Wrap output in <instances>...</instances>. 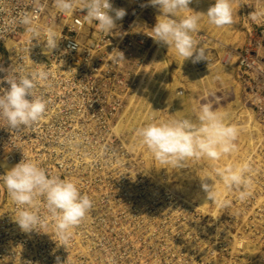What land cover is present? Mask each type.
Instances as JSON below:
<instances>
[{
    "label": "rangeland",
    "instance_id": "rangeland-1",
    "mask_svg": "<svg viewBox=\"0 0 264 264\" xmlns=\"http://www.w3.org/2000/svg\"><path fill=\"white\" fill-rule=\"evenodd\" d=\"M260 6H264V0H232L233 10L236 9L232 39L243 37L242 44L239 45V40L231 43L226 53L218 56L213 48L203 44L205 38L197 35L210 62L193 65L205 71L211 64L222 63L224 73L232 74L231 67L236 64L234 83L237 90L240 89L239 97L255 115L264 134V92L260 93L261 108H256L246 98L249 84L238 77L239 53L249 47L250 41L255 42V49L264 56V22L251 19V13L260 11ZM0 56L2 61L8 56L2 46ZM130 61L126 64L125 77L95 76L96 69L93 71L95 79H78L85 81V91L47 95L44 99L48 104H68L76 108L75 113L60 111L63 113L60 124L54 121L48 122L46 127L33 125L20 132H9L12 138L20 139L23 150L31 148L33 161L48 174L76 182L82 194L93 201L86 218L71 229L73 235L67 248L60 246L55 221L51 218L46 228L39 229L41 233H24L18 228L16 247L32 250L29 255L18 254V264H55L56 257H60L61 264H264V201L259 200L260 196L264 197V162L263 168L250 166L251 171L246 174L250 196L245 201L238 199L239 190L233 187L227 192L229 206L221 208L210 202L208 211L201 210L175 183L176 168L168 173L167 165L158 166L159 161L144 145V150L133 149L114 131L115 118L127 105V99L134 95L143 97L140 91L145 90H141L139 81L147 85L144 78H131L136 67L132 59ZM171 61L173 71L175 62ZM260 62L264 66V60ZM112 68L110 71L114 72ZM99 70L104 76L107 69ZM154 71L149 68L150 74ZM142 73L140 71L139 76ZM260 81L263 82L259 87L264 86V80ZM216 86L209 90L202 104L211 103L214 110H218L236 101L233 88L221 83ZM108 89L111 92L106 93ZM122 91H126L125 94L121 95ZM118 128L119 124L116 131L126 140ZM41 131L46 141L39 140L37 133ZM30 134L32 141L27 142ZM240 142L238 137V146ZM261 143V157L255 160L262 163L263 138ZM248 244L252 248L250 252L244 250Z\"/></svg>",
    "mask_w": 264,
    "mask_h": 264
},
{
    "label": "clouds",
    "instance_id": "clouds-1",
    "mask_svg": "<svg viewBox=\"0 0 264 264\" xmlns=\"http://www.w3.org/2000/svg\"><path fill=\"white\" fill-rule=\"evenodd\" d=\"M192 2L193 0H148L160 12L150 28L152 35L148 36L158 45L174 48L184 61L190 59L196 64L209 61L206 48L193 35L199 31L201 14L207 16L210 24L224 28L234 24V10L232 0H215L206 14L190 9ZM53 4L57 12L64 15H71L79 6L85 12L84 21L88 24L95 22L103 34L114 32L116 22L127 14L124 8H114L110 0H53ZM44 10L45 4L41 0H32L31 11H22L15 16L9 13V18L3 23L6 28L22 26L31 39L38 43L44 35L45 54H51L58 48L62 38L51 27L42 29L39 25V15ZM3 11L0 8V12ZM183 13L189 14L182 15ZM262 17L264 11L251 13L253 21ZM72 47L79 49L77 43ZM122 61H125L123 52L115 50L111 62ZM0 72H5L3 67H0ZM51 76L50 72L41 69L19 76L4 77L9 87L0 93V120L6 121L9 130L20 132L43 118L48 102L36 95L35 89L38 84L48 82ZM239 134V128L228 123L226 117L214 110L211 103L200 105L196 122L190 118L159 119L137 129L141 144L157 161L179 169L185 168L190 160H219L224 155L236 152ZM249 171L247 162L215 169L226 188L230 190L235 187L239 190L238 199L242 202L250 196L246 176ZM0 181L16 205L14 222L20 230L24 233H41L39 229L46 228L51 218L55 221V235L60 246L65 248L72 239L71 229L81 224L93 208L92 199L87 194H82L76 182L48 174L37 162L25 156L5 175L0 176ZM200 182L206 202H215L221 208L229 206L230 201L219 198L211 176L200 178ZM55 264H61L60 257H56Z\"/></svg>",
    "mask_w": 264,
    "mask_h": 264
},
{
    "label": "built area",
    "instance_id": "built-area-1",
    "mask_svg": "<svg viewBox=\"0 0 264 264\" xmlns=\"http://www.w3.org/2000/svg\"><path fill=\"white\" fill-rule=\"evenodd\" d=\"M110 2L113 4L114 8H127V14L122 20H119L114 32L103 34L98 30L95 22L88 24L84 21L83 17L85 12L79 6L71 15H64L58 13L54 8L53 0H41V3L45 4V10L39 15V25L42 29L51 27L58 36L62 38L57 49L53 50L51 54H45L43 45L45 40L44 35L41 36L38 43L31 39L30 34H28L22 26L17 25L6 28L3 23L4 20L9 18V13L15 16L22 11H31L32 0H0V8L4 9L3 12H0V46L5 48L6 40H16L19 44L24 43V47H22L19 53V58H21L22 55H26L25 49L34 50L35 48L36 51H38L40 50L39 46L43 47L42 51L39 52L41 54L37 55L42 59V66H36L29 71H26L24 67L26 66L27 60L32 61L36 59L34 55L32 59H26L17 64L15 62L16 60L10 56L4 58L3 61L0 56V67H3L5 70V72H0V93L9 87L4 77L9 75L19 76L41 69L52 74L48 82L38 84L35 89V94L43 98H46L47 95L74 94L78 91H80V93L85 91L87 89V86L84 85L85 81L79 82V78L90 79V77H92L95 79V76L107 77L112 74L114 76L120 75V77H125L124 72H126V67L121 66L123 61L114 63L111 61L115 55V50L123 52L125 62H127L129 60L128 58H132L137 48L143 47L146 50L149 49L148 45L152 38L148 35H152V32L148 33L136 29V25L138 24L136 23V18L148 11L147 6H142L147 5V1L110 0ZM147 15L148 13L145 14V17ZM146 20L149 21L150 27L155 24L154 22V24L152 23V19L146 18ZM262 33L264 35V32ZM75 43L79 45V49L72 47ZM248 44L249 47H246L239 53L240 65L238 77L240 80L242 79L249 84L250 92L246 94V98L251 101V105L260 109L262 101L260 93L264 92V86L259 87V83L263 82L260 81V79L264 80V66H262L260 60H264V56L255 49V42L253 44V42L250 41ZM99 68L107 69L105 70L104 76L102 75L104 72L99 70ZM111 68L115 71L111 72ZM96 69H98V74L93 76V71ZM258 77L262 78L258 79ZM79 83H81V85H78ZM105 92L108 93L111 92V90L108 89L105 90ZM46 101L48 102L47 99ZM50 104L47 103V110L53 111L52 114L55 118L49 116V113H46L35 125L46 127L48 126V122L53 123L54 121L60 124L63 121L61 118L63 113L59 112V115L56 117L57 114H54L56 109H59L61 112L64 110H71L73 113H75L76 110L73 105L61 103ZM126 106L127 105L123 106L122 112ZM49 117H51V119H49ZM118 117L115 118L116 122ZM10 131L11 130L6 126V121L0 120V176L5 175L6 172L19 163L24 156L33 160L32 155H30L31 148L27 147L28 150H23V146L19 143L20 139L12 138L9 135ZM30 136L31 134L27 136V142L32 141ZM37 136L39 140L46 141L45 134L42 133V131L39 134L37 133ZM7 148H9V151ZM40 157L42 158V153ZM6 191L3 183L0 181V264H18L17 261L19 258H17V255H29L32 253V250L31 247H29L28 250L18 249L15 245L16 233L19 228L14 222L17 209L14 202H12V212H7L6 209L9 207L10 203L7 202Z\"/></svg>",
    "mask_w": 264,
    "mask_h": 264
},
{
    "label": "bare ground",
    "instance_id": "bare-ground-1",
    "mask_svg": "<svg viewBox=\"0 0 264 264\" xmlns=\"http://www.w3.org/2000/svg\"><path fill=\"white\" fill-rule=\"evenodd\" d=\"M146 1L148 5V11L146 13H148V15L145 17L146 13H143L142 15L138 16L139 18H136V23H138L136 25V29L149 33L151 32V27L149 21L146 20V18L152 19V23H155L156 17L160 15V12L158 8L151 6L148 3V0ZM213 4L214 2L212 0H193V2L189 5V8L194 12L206 14L208 8ZM124 9H126L127 12V8ZM259 10L264 11V6H260ZM189 12H191V10H189ZM184 14L187 15L189 13H183L182 15ZM201 15L202 19L199 23V31L193 34L194 38L196 37L195 39H197V35L202 36L203 39L205 38L203 44L208 48H213L214 51H216V53H214L215 55L218 54V56H223L226 53L225 51L228 45L238 42V40L239 45L242 44L243 37L238 36L239 38L235 40L232 39L236 27L235 24L226 26L224 28H217L208 22L206 15ZM260 20L264 22V17H262ZM118 22L119 21L116 23ZM22 47H24V43L19 44L16 40H6L5 42L6 52L8 56L16 60V64L26 59H32L34 55L36 58L35 60H27L26 66L24 67L26 71L34 69L36 66L41 67L42 59L37 55L41 54L39 52L42 51L43 47L39 46L40 50L38 51H36L35 48L34 50L25 49L26 55L21 54L22 57L19 58L18 56L22 50ZM148 47V50L143 47L137 48V50L132 55V58H128L132 59L136 67L135 73L131 78H140V80L143 78L146 79V86H143V80L141 82L139 81V84H141V90H145L143 92L140 91V96L142 95L143 97L140 99L139 95L138 97L134 95L129 99L130 101L127 99V106L118 117L116 125L114 126V131L116 134L121 136L119 131H116V127L119 124L118 129L126 136V140L122 136L123 143L125 142L126 144L127 142V144L133 149L137 150L138 148L142 149V147H144L137 136V129L145 126L153 120L159 119L167 120L190 118L196 122L197 113L199 111L200 105L202 104V100L208 95L209 90L213 88L216 89L217 83H221L222 85H226V87L233 88L235 90L234 101H236L229 104L225 108H219L216 111L226 117L228 123L234 124L239 128V138L241 139V144H239L238 150L231 154L222 156L219 160H209L206 158L201 160H190L185 165V168L188 169L186 172L185 168L179 169L171 165L166 166L168 173H171V169L173 170L176 168L177 172L174 178L177 180L175 183L178 185L181 193L186 195L191 202L197 203V206L201 210L208 211L207 209L210 202L212 201H205V194L201 188L200 178L203 179L205 176H211L214 188L219 194V198L226 200L229 189L226 188L223 181L216 175L215 169H223L228 166H237L245 162H247L249 166H255V169L257 167L263 168L262 165L264 160L262 159V163L255 160L261 157L260 147L262 144V138L264 144L263 131L261 130L260 123L255 115L244 106L239 97L240 89L237 85V90L234 83V68L236 64L231 67V73L233 75L224 73L223 67L221 66L222 63H218L217 65L211 64L210 66L206 67L205 71H200L193 65L190 59L184 61L182 57L178 56L174 48H168L166 45H158L154 43L153 39L151 40ZM166 51L168 54H166ZM171 60L175 62L173 71L170 69L172 64ZM208 62H210V60ZM127 63H131V61H123L121 66L126 67ZM225 64L226 65L224 66L227 67L228 60L225 62ZM149 68L155 69L154 73L150 74ZM140 71H143V73L139 76ZM171 74L173 75V78H170ZM125 92L126 91H122L120 94L123 95ZM129 102L130 104H128ZM59 112L60 110L56 109L54 113L57 114L56 117L59 115ZM247 112L251 113L255 119ZM52 113L53 111L49 113V116L55 118ZM51 117H49V119H51ZM142 150H144V148ZM158 166L163 167L164 164L159 162ZM254 170L252 172H254ZM185 176L188 178L186 179ZM1 183L3 182L1 181ZM259 200L260 202L264 201V197L260 196ZM7 202L10 204L6 210L8 213H11L13 201L9 197L8 193ZM212 203L217 206L215 202ZM216 215L217 213L214 214V216ZM240 243L242 244L243 242ZM244 247V250L248 252L252 251V248L249 244Z\"/></svg>",
    "mask_w": 264,
    "mask_h": 264
}]
</instances>
